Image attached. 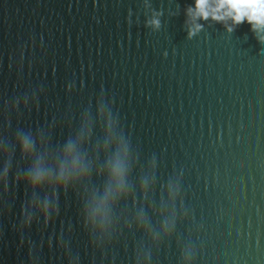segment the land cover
Instances as JSON below:
<instances>
[{
  "label": "water",
  "instance_id": "95a60500",
  "mask_svg": "<svg viewBox=\"0 0 264 264\" xmlns=\"http://www.w3.org/2000/svg\"><path fill=\"white\" fill-rule=\"evenodd\" d=\"M190 8L0 0V264H264V34ZM70 141L89 171L58 184Z\"/></svg>",
  "mask_w": 264,
  "mask_h": 264
},
{
  "label": "clouds",
  "instance_id": "9594fccd",
  "mask_svg": "<svg viewBox=\"0 0 264 264\" xmlns=\"http://www.w3.org/2000/svg\"><path fill=\"white\" fill-rule=\"evenodd\" d=\"M189 11L204 19H207L210 15L217 21L231 18L235 24H240L247 19L258 34H264V0H195V9L190 8ZM229 31H231L230 28ZM81 139H83V136ZM17 140L22 157L31 158L35 143L33 139L25 135L18 137ZM77 148L78 145L71 141L67 144L64 159L56 176L58 184L66 185L74 179L82 178L89 171L88 164L85 163L83 156L78 153ZM127 155L128 150L124 146L117 151L113 159L107 161L106 170L109 176V187L105 192L104 199L94 209L93 218L96 213L103 212L110 198L128 195L126 189ZM42 163L43 157H38L35 166L27 177L28 182L33 187L42 185L50 179ZM5 171L7 172V168ZM144 187L146 185L142 186V191ZM169 187L171 189V186ZM175 191H178V189ZM44 212L47 216L46 208ZM138 223L146 228L148 222L144 217H140ZM164 226L165 228L169 227L167 221Z\"/></svg>",
  "mask_w": 264,
  "mask_h": 264
}]
</instances>
